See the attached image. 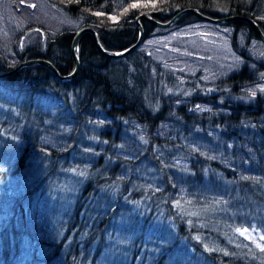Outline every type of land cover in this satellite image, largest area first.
I'll return each instance as SVG.
<instances>
[{
    "label": "trees",
    "instance_id": "obj_1",
    "mask_svg": "<svg viewBox=\"0 0 264 264\" xmlns=\"http://www.w3.org/2000/svg\"><path fill=\"white\" fill-rule=\"evenodd\" d=\"M45 2L46 6L49 3L62 9L75 25L53 33L47 25L40 22L41 18H37L16 32L7 19L9 16H0L3 21L0 30V71L10 70L24 60L43 58L50 61L61 75H67L74 68L70 45L78 29L85 26L94 29L101 45L107 51L122 50L136 41L138 31L134 19L141 13L162 22L187 7L214 17L241 15L256 21L264 33V0ZM42 9L44 7L37 3L35 14L39 15ZM141 24L144 37H150L153 29L167 32L195 24L205 27L229 26L233 29L234 46L237 45L240 35H243L246 45L249 40L255 39L264 46L244 21L212 24L186 13L167 28L152 26L145 20H142ZM28 32H34V37L28 36L26 46L20 48L19 43H25ZM77 56L79 70L75 77L68 81L60 82L48 67L40 64L28 65L15 74L0 78V164L7 166V170L0 173L1 179L18 177L24 173L28 176L25 182L28 187L35 183L36 175L44 166L47 152L39 148L40 145L33 136L38 137L45 123L52 118L63 122L59 126L65 125L64 120L82 117V109L92 104L91 109L99 108L108 115L111 121L107 127L114 129L115 133L114 137L104 134L107 137L103 152L93 165L78 164L72 172L69 171L72 174L70 177L61 175L57 178V185L60 186L61 181L71 180L70 178H80L82 182L70 202L60 199L57 205L53 206L49 217L56 225L53 230L54 240L46 242L37 237L39 227L25 217L20 205L28 194L34 192L36 185L26 189V195H19L18 205L11 206L9 202L10 208L6 211L11 215L2 220L0 226V264H264V250L243 243L234 233L235 228L244 226H255L264 232V127L260 123L264 121V96L257 94L253 102L234 104L233 111L240 113L237 119L232 115L225 118L223 116L229 124H235L239 120L240 124L243 121H255L256 126L248 128L256 140L255 161L258 163L254 176L245 175L239 169L234 170L222 164L220 160L208 158L199 151H193L192 165L186 168V172L176 167L181 177L185 176L181 179L186 182L211 179L217 180L218 183L227 181L230 185H227L226 196L216 202L217 208L213 212L218 218L199 215L189 219L190 207H173L167 201V190L170 187L173 189L175 185L169 182L166 176L161 179L164 184L162 189L146 192L139 190L128 200H123V194L120 193H116L115 199H109L107 195L101 196L103 191L114 195V190L122 180L119 170L126 164V159L115 156L114 151L123 121L134 118L148 126L158 115L169 118L163 116L164 107L153 114L151 112L150 105L153 100L148 98L154 85L151 68L156 70V86L162 79H166L165 75H172L170 79H173L175 73L170 74L162 71L160 66H154L152 60L143 55L139 47L118 60L105 58L94 47L90 33H84L80 37ZM124 60L131 61V65L127 66L130 70L122 62ZM258 64V69L263 70L264 62ZM258 69L251 70L244 65L240 71L219 80L217 87L226 90L237 81L238 85H234L237 86L236 89L232 85L231 90L244 94L249 86L257 82ZM179 75L186 78L184 74ZM126 78L134 84L133 87L128 85ZM74 105L81 106V109L78 110ZM50 111H54V114L48 117ZM185 117H188L186 122H191L192 125L199 126V123H202V136L206 139L211 137L205 131V116L185 114ZM80 120L83 121L84 118ZM80 120L73 129L79 126ZM187 124L190 127L189 123ZM223 129L224 134L231 133L227 126H223ZM68 153L69 149L62 150L57 154V158L66 157ZM34 157L39 160L37 166ZM56 166L57 163L53 160L44 178L54 172ZM57 169L67 172L62 164ZM54 177L52 175V179ZM15 199L16 197L13 198L14 201ZM52 199L55 200V197ZM200 208L202 207L195 205L191 211ZM192 220L196 223L195 226L191 225ZM194 233L214 237L231 250L223 253L207 249L201 240H196ZM229 239L234 241L229 242Z\"/></svg>",
    "mask_w": 264,
    "mask_h": 264
},
{
    "label": "rangeland",
    "instance_id": "obj_2",
    "mask_svg": "<svg viewBox=\"0 0 264 264\" xmlns=\"http://www.w3.org/2000/svg\"><path fill=\"white\" fill-rule=\"evenodd\" d=\"M13 1L0 0V16H9L7 19L16 32L25 28L29 21H36L37 18H41L40 22L47 25L53 33L75 25L56 5L48 3L46 6L45 0ZM37 3H40L42 8L44 7L39 15L34 12ZM2 24L3 21L0 19V30ZM232 34L233 29L229 26L205 27L195 24L167 32L153 29L150 37L143 36L139 46L142 54L152 60L154 66H160L162 71L176 75L173 79H170L172 75H165L166 79H162V82L160 81L156 86V70L154 67L151 68V77L154 80L153 90L148 95L149 100H153L150 105L151 112L153 114L164 107L163 116H169V118L158 115L156 120L148 126L134 118L123 121L114 151L115 156L126 159V164L119 170L122 180L118 188L114 190V195L103 191L101 196L107 195L109 199H115L116 193H120L123 194V200H128L139 190L146 192L151 189H162L164 184L161 179L166 176L165 178L175 185L173 189L170 187L167 190L169 193L167 201L173 207L178 206L183 209L190 207L189 219L199 215H211L218 218L213 211L217 208L216 202L226 196L227 185H229L227 181H225L226 184L218 183L216 179H212L216 181L204 179L198 182H186L181 179L185 176L181 177L176 167L186 172V168L192 165L193 151H199L208 158L220 160L222 164L234 170L239 169L245 175L254 176L257 173L256 140L248 129L252 125L256 126L255 121H243L240 124L239 120L235 124H229L224 118L229 115L236 116V119L239 118L240 113L236 114L233 111L234 104L253 102L257 94L264 96V69H258V62H264V46L255 39L249 40L246 45L243 35L238 37L237 45L234 46ZM30 35L34 37V32L26 34L25 43L23 41L19 43L20 48L26 46V39H29ZM1 39L2 33H0ZM122 62L127 69H131L127 67L131 65L130 60ZM244 65L251 70L258 69L256 73L258 80L247 88L246 93L239 94L240 92L234 93L231 90L232 85H238L237 81L226 90L217 87L219 80L240 71ZM179 74H184L186 78ZM125 80L129 86H134L128 78ZM236 87L234 86V89ZM74 106L78 107V110L81 109V106ZM91 107L92 104H88L82 109V117L75 116L76 118L71 119L70 117L69 120H64L65 125L59 126L63 122L52 120V118L45 123L38 137L33 136L38 141L39 148L47 152L43 162L44 166L36 175L35 183L28 187L25 183L28 176L24 173L14 178H0V226L2 220L11 215L6 211L10 205H18L19 195L25 194L26 189L36 185L34 192L28 194L20 205L23 207L25 217L34 221L36 227H39L37 237L46 242L54 240L53 230L56 225L49 217L53 206L57 205L60 199L70 202L82 182L80 178L77 180L70 178L71 180L61 181L62 187L57 185V178L61 175L66 178L70 177L72 175L70 172L78 164H81L78 166L93 165L103 152V144L107 137L105 135L115 136L114 129L107 127L111 121L108 115L99 108L91 109ZM179 107H182L181 110H178ZM53 114L54 111H50L48 117ZM185 114L205 116L207 118L205 131L211 137L204 138L200 131L202 123L198 126V124L192 125L193 123L186 122L188 117H185ZM82 118H84L83 121L80 120ZM78 120H80L79 126L73 129ZM260 123L264 127V121ZM223 126H227V130L231 133L224 134ZM75 130L78 131L74 132ZM163 141L166 142L163 143ZM65 149H69L68 155L57 158V154ZM13 151L14 148L11 149V152ZM12 155L16 156L13 153ZM53 155L56 156L53 157ZM35 159L34 157L33 160ZM53 160L57 163L55 171L44 178ZM37 161L39 160H35L36 166ZM105 163L104 160L103 164ZM61 164L66 167L67 172L63 171L64 169H57ZM6 170L7 166L0 164V173ZM52 175L55 176L54 179ZM53 197L55 200L52 199ZM195 205L202 208L191 211ZM195 224L192 220L191 225L195 226ZM234 233L242 239L243 243L264 250V232L259 228L255 226L237 227ZM194 236L196 240H201L207 249L223 253L231 250L214 237L206 236L204 233H194ZM233 241L234 239H229V242Z\"/></svg>",
    "mask_w": 264,
    "mask_h": 264
},
{
    "label": "water",
    "instance_id": "obj_3",
    "mask_svg": "<svg viewBox=\"0 0 264 264\" xmlns=\"http://www.w3.org/2000/svg\"><path fill=\"white\" fill-rule=\"evenodd\" d=\"M186 13H191L194 16H196L197 19L208 22V23H212V24L227 23V22L237 21V20L238 21H244L252 28L255 36L264 44V33L262 32V30L260 29V27L256 23V21H254L250 17L241 16V15H226V16L214 17V16L205 15L195 8L187 7V8H183V9L175 12L165 22L156 20L152 16L145 14V13L138 14L134 19V22H135L137 30H138V36L136 38V41L133 44H131L130 46H128L127 48H124L122 50L107 51L101 45L100 40L97 36V33L94 29L87 27V26L78 29L76 31V33L74 34L72 41H71V45H70V53H71V56L74 60V68L67 75H61L58 72V70L56 69V67L50 61H48L46 59L32 58V59H28V60H24V61L20 62L19 64H17L15 67H13L10 70L0 71V78L15 74L18 71H21L23 68H25L28 65L40 64V65H44V66L48 67L51 70V72L54 74V76L60 82L71 80L72 78L75 77V75L77 74L79 67H80L79 66V59L77 56V44H78L80 37L84 33H90L91 34V38H92V42H93L94 47L103 57L115 60V59H119V58H122V57L129 55L130 53H132L134 50H136L141 45L142 40H143V36H144V30H143V26L141 24L142 20L147 21L148 23H150L152 26H155V27L167 28V27L171 26L176 21L177 18H179L181 15L186 14Z\"/></svg>",
    "mask_w": 264,
    "mask_h": 264
},
{
    "label": "snow or ice",
    "instance_id": "obj_4",
    "mask_svg": "<svg viewBox=\"0 0 264 264\" xmlns=\"http://www.w3.org/2000/svg\"><path fill=\"white\" fill-rule=\"evenodd\" d=\"M134 7L136 6V5H133Z\"/></svg>",
    "mask_w": 264,
    "mask_h": 264
},
{
    "label": "bare ground",
    "instance_id": "obj_5",
    "mask_svg": "<svg viewBox=\"0 0 264 264\" xmlns=\"http://www.w3.org/2000/svg\"><path fill=\"white\" fill-rule=\"evenodd\" d=\"M138 31V30H137Z\"/></svg>",
    "mask_w": 264,
    "mask_h": 264
}]
</instances>
